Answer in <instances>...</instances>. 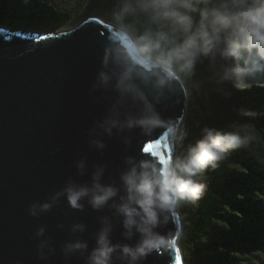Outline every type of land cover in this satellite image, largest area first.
I'll list each match as a JSON object with an SVG mask.
<instances>
[{
	"label": "clouds",
	"instance_id": "obj_1",
	"mask_svg": "<svg viewBox=\"0 0 264 264\" xmlns=\"http://www.w3.org/2000/svg\"><path fill=\"white\" fill-rule=\"evenodd\" d=\"M110 25L100 43L101 56L91 92L106 103L104 114L88 131V145L101 155L107 141L119 140L128 150L133 140L155 144L159 133L167 152L141 150L124 155L117 179L106 180L108 163L89 171L85 157L75 161L79 182L64 186L28 208L39 217L66 201L83 212L102 213L98 228L83 238L88 226L73 222L70 238L60 245L65 261L82 264H146L154 252L174 247L172 232H161L182 204H195L206 191L201 177L228 153L249 142L248 121L234 119L226 127L194 121L189 127L167 116L170 107L194 101L228 104L237 117L255 111L231 103L237 93L264 89V0H109ZM164 147V146H163ZM117 226L120 239L114 241ZM57 228L63 230L64 224ZM39 226L38 259L47 262L56 248ZM178 235V233L176 234Z\"/></svg>",
	"mask_w": 264,
	"mask_h": 264
},
{
	"label": "water",
	"instance_id": "obj_2",
	"mask_svg": "<svg viewBox=\"0 0 264 264\" xmlns=\"http://www.w3.org/2000/svg\"><path fill=\"white\" fill-rule=\"evenodd\" d=\"M109 29L107 21L98 16L62 32L0 24V264H82L77 257L65 261L60 245L70 238L69 226L83 222L88 226L83 238L91 246L89 234L98 228L97 217L102 213L90 208L75 211L61 201L37 218L29 215L30 204L45 200L69 177L88 180L75 168L81 157L87 159L89 171L96 163H108L106 180L117 179L124 155L139 158L143 141L134 139L125 150L113 138L102 155L88 145V131L106 107L99 94L91 92V85L99 67L100 43ZM182 107H170L166 115L182 122L186 116ZM153 140L159 145H146V151L171 155L163 147L165 137L158 133ZM61 223L63 230L57 228ZM41 225L46 226L45 235L56 248L47 262L38 259V240L34 238ZM183 227L178 208L173 220L159 229L173 233L176 249L154 252L146 264H176L177 249L180 264H186L180 241ZM120 238L117 226L113 239Z\"/></svg>",
	"mask_w": 264,
	"mask_h": 264
},
{
	"label": "trees",
	"instance_id": "obj_3",
	"mask_svg": "<svg viewBox=\"0 0 264 264\" xmlns=\"http://www.w3.org/2000/svg\"><path fill=\"white\" fill-rule=\"evenodd\" d=\"M109 0H0V24L11 28H74L92 16L106 21ZM231 103L252 108L240 118L228 104L194 101L182 123L198 135L194 121L226 127L248 121L249 142L228 153L201 177L206 191L195 204H182L180 236L186 264H264V89L237 93Z\"/></svg>",
	"mask_w": 264,
	"mask_h": 264
},
{
	"label": "snow or ice",
	"instance_id": "obj_4",
	"mask_svg": "<svg viewBox=\"0 0 264 264\" xmlns=\"http://www.w3.org/2000/svg\"><path fill=\"white\" fill-rule=\"evenodd\" d=\"M47 37H37V39H46ZM165 141H166V137H165ZM159 141H156L155 144H148V145H154V146H158L159 145ZM145 147V145L143 146V148ZM164 147L167 149V142H165L164 144ZM174 244V247L172 249H176V242L174 241L173 242ZM175 261H176V264H180V256H179V250L177 249L176 250V255H175ZM165 264H167V261H165Z\"/></svg>",
	"mask_w": 264,
	"mask_h": 264
},
{
	"label": "rangeland",
	"instance_id": "obj_5",
	"mask_svg": "<svg viewBox=\"0 0 264 264\" xmlns=\"http://www.w3.org/2000/svg\"><path fill=\"white\" fill-rule=\"evenodd\" d=\"M71 28H67V27H59V28H55V29H50L49 31H57V32H62V31H66L69 30ZM39 32H42L41 30H39Z\"/></svg>",
	"mask_w": 264,
	"mask_h": 264
}]
</instances>
